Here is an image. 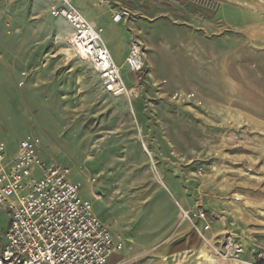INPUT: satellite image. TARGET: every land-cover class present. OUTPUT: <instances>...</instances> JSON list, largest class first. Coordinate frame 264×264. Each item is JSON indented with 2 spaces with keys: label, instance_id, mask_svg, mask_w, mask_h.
Here are the masks:
<instances>
[{
  "label": "rangeland",
  "instance_id": "rangeland-1",
  "mask_svg": "<svg viewBox=\"0 0 264 264\" xmlns=\"http://www.w3.org/2000/svg\"><path fill=\"white\" fill-rule=\"evenodd\" d=\"M212 1L219 12L222 1ZM51 6L52 0H0V33H28L7 38L9 59L17 54L24 64L8 71L11 84L0 88V140L14 154L30 140L46 163L68 168L83 183L102 216L118 221L128 240L112 264L258 262L264 27L231 33L232 16L226 33H182V23L165 18L159 33H145L149 49L134 37L143 42L147 67L123 69L129 92L116 96L76 53L67 35L72 24ZM49 78L50 86L35 85ZM180 193L192 203H182ZM187 224L193 239L180 236ZM233 235L244 247L239 260L227 254Z\"/></svg>",
  "mask_w": 264,
  "mask_h": 264
},
{
  "label": "built area",
  "instance_id": "built-area-1",
  "mask_svg": "<svg viewBox=\"0 0 264 264\" xmlns=\"http://www.w3.org/2000/svg\"><path fill=\"white\" fill-rule=\"evenodd\" d=\"M112 5L111 0H100ZM155 3L181 5V0H150ZM216 9L212 0H188ZM51 13L66 18L73 26L70 43L82 57L93 63L103 83L116 96L126 95L128 85L122 67L114 61L103 38V27L91 23L73 0H52ZM130 14L127 8L114 14L122 21ZM131 71L147 67L145 47L138 38L130 42L125 61ZM0 210L9 215L8 227L0 229V264H110V258L124 248L110 225L94 210L93 202L81 193V185L70 178L64 166L46 163L30 140L19 143L15 155L8 153L7 143L0 141ZM205 217V212H196ZM227 254L239 260L244 247L233 235ZM264 264V253L258 252Z\"/></svg>",
  "mask_w": 264,
  "mask_h": 264
},
{
  "label": "crops",
  "instance_id": "crops-1",
  "mask_svg": "<svg viewBox=\"0 0 264 264\" xmlns=\"http://www.w3.org/2000/svg\"><path fill=\"white\" fill-rule=\"evenodd\" d=\"M111 1L112 5L103 3L100 0H73V3L81 10V12L91 23H93L95 26L103 27V38L111 52L114 61L117 63V65L122 67V70L127 68L125 61L130 50L131 40L138 34L140 37L144 38L145 33H159V26L162 25L161 22L165 18L175 17L174 22H177L178 24L182 23V25L186 27L185 30L181 31L182 33H226V28H231V25L227 24L230 26L226 27L224 22L226 18H232V16H234V21H236V24L234 25L233 29L231 28V33H252L254 31L253 27L255 29V27L258 26H260L262 29L257 31L255 30V33H263L264 4L257 0H221L222 6L217 13L209 8L193 4L188 0H181V5L155 3L150 0ZM124 8L129 10V16L120 22L115 21V12ZM253 9H255V11ZM248 18L251 19V21L248 22ZM27 34L28 33H0V88L11 84L8 82V71L18 70L22 68L21 65L24 64V59H21L22 56H19L18 58L17 54L13 57L10 56L11 59H9L6 49L8 46L7 38H24ZM55 34L56 33H33L34 37L37 36L38 38H53L55 37ZM67 35L71 37L72 33ZM144 43L149 49V43L145 38ZM15 48L22 50L23 41L20 42L19 47L15 46ZM46 66H49V61L43 62L42 67L37 65L36 67H31V69L39 70L40 68L43 69ZM25 68L29 67L27 66ZM126 80L127 85L129 86V79L126 78ZM51 82L52 81H50L49 78L48 81L45 82L43 80L42 83H35V85L41 84L50 86ZM0 141L4 140L2 139ZM8 153L10 155H15L11 149L9 150V148ZM70 178L74 182L80 183L82 195L93 202L94 210L97 215L110 225V229L114 237L116 239H121L124 242L125 248L128 238L124 237V235L121 233L122 230L118 228V221H116L113 216H102L95 205L92 194L85 191V186L83 183L75 180L71 174ZM179 196H182V199H180L182 203L184 201L187 204L192 203V201L189 202V200H187L188 198H186L183 193H180ZM2 216L4 219H2ZM2 223H4V227H1ZM8 224V213L4 210H0V229H6ZM151 229L152 227L150 230ZM154 229L157 232V226H155ZM179 231L180 236L190 235L193 239V229L190 225H180ZM152 235L153 234H151V236ZM155 235H157V233H155L154 236ZM121 252L119 251L115 254H119ZM120 255L121 254H119V256ZM112 263L113 262L110 261V264Z\"/></svg>",
  "mask_w": 264,
  "mask_h": 264
},
{
  "label": "bare ground",
  "instance_id": "bare-ground-1",
  "mask_svg": "<svg viewBox=\"0 0 264 264\" xmlns=\"http://www.w3.org/2000/svg\"><path fill=\"white\" fill-rule=\"evenodd\" d=\"M75 51H76V50H75ZM76 53L79 54V55L82 57V55H81L79 52L76 51Z\"/></svg>",
  "mask_w": 264,
  "mask_h": 264
}]
</instances>
